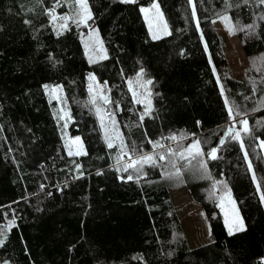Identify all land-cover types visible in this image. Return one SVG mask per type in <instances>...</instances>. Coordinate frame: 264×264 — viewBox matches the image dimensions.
Here are the masks:
<instances>
[{"label": "trees", "instance_id": "obj_1", "mask_svg": "<svg viewBox=\"0 0 264 264\" xmlns=\"http://www.w3.org/2000/svg\"><path fill=\"white\" fill-rule=\"evenodd\" d=\"M153 1L171 33L160 39L141 12ZM88 5L106 59L87 55L74 20L52 19L53 9L78 18L75 0H0V264H264V4ZM221 16L231 18L246 59L240 77L215 28ZM48 85L61 89L69 119ZM243 119L250 132L240 131L241 145L233 136ZM66 132L86 155L68 154ZM197 140L207 171L180 155ZM144 155L154 162L124 171ZM182 186L209 224L211 239L195 247L170 194ZM218 187L230 191L245 230L229 235Z\"/></svg>", "mask_w": 264, "mask_h": 264}, {"label": "rangeland", "instance_id": "obj_2", "mask_svg": "<svg viewBox=\"0 0 264 264\" xmlns=\"http://www.w3.org/2000/svg\"><path fill=\"white\" fill-rule=\"evenodd\" d=\"M154 3H157V2L153 1L147 6H142L141 9L142 8L151 9V6ZM77 9L79 10L78 5H77ZM154 11L155 10L150 11L148 13V16L152 17L154 15ZM142 15H143L144 20L146 22L147 29H148L150 35L152 36V30L149 27V20L145 18L144 12H142ZM64 16L72 17V19H69V20L75 21L76 26L78 27V29L82 35L84 49H85L87 55L89 57H93L95 59L99 58L102 55V53L100 52V46L101 45H100V43L97 42L96 36L98 35V32L95 28V25L89 20L86 23L81 21L79 16H78V18L76 17V19L74 18L73 15H64ZM163 19H164V17H163ZM164 21H165V19H164ZM65 22H67V21H65ZM63 24H65V23H63ZM153 28H155V21H153ZM215 28H216L218 35H220L222 40H223V49H224V52L227 56L229 67H230L233 75L235 77H240L243 73V68L246 65V59L242 53L241 44H240L237 36L235 34L230 33L226 24L221 19H218L215 22ZM168 30L170 32L169 27H168ZM94 33L96 35H94ZM160 35L162 36L163 34L160 33ZM98 39L100 41L99 35H98ZM47 88L49 90V95L51 96V98L56 99L58 102V106H59L60 112H61L60 116L63 117L65 120L69 119L68 110L63 107L62 102H61L62 93H61V89L59 88V86H57V85H50L49 86L48 85ZM53 90H57V91H53ZM57 96H59V99L56 98ZM242 129H243V125L241 124L239 132L243 131ZM64 137H65L66 145H67L68 151H69L70 142L72 140H74L76 137L70 136L67 132L64 134ZM262 141H264V139L259 141V145H260L262 154L264 156V146H262V144H261ZM195 142L196 141L189 142L184 147L183 152H184V156L190 157V159H192L193 165L195 164L196 168H201V164L198 165L199 163H201V161L199 159L200 156H196L195 158H193L192 156H189L187 151H186V149H188ZM71 147H72L73 151H75L77 146L71 145ZM128 160L131 161L132 159H128ZM228 192L229 191L222 189L220 187H218L215 191V194L217 196L216 204H217V207L219 208V210L221 211L224 224H225V211L229 212V219H231V217H232L231 205L228 203V199L226 196V193H228ZM170 194H171L176 213L178 215L181 227L184 231V234L186 236L188 244L191 247H195V246H198V245H201L203 243L208 242L211 239V235H210L209 224L206 220L202 205L200 203L196 202L192 198L188 189L185 186H182L180 188H171ZM222 196L225 197L223 209L220 207V203H221L220 197H222ZM230 196H231V199L234 200L231 193H230ZM235 207H236V205H235ZM225 226H226V224H225ZM226 228L228 230L227 226H226Z\"/></svg>", "mask_w": 264, "mask_h": 264}, {"label": "snow or ice", "instance_id": "obj_3", "mask_svg": "<svg viewBox=\"0 0 264 264\" xmlns=\"http://www.w3.org/2000/svg\"><path fill=\"white\" fill-rule=\"evenodd\" d=\"M124 2H135V0H124ZM260 2L262 4H264V0H260ZM75 3L76 5H78L79 7V12L77 13V15L80 17V20L83 21V22H87L88 20L92 19V14H91V10L89 8V5H88V0H75ZM152 10H155L154 11V15L152 17H149L148 16V13ZM142 12L145 13V18L149 20V27L150 29L152 30V38L153 39H160L161 38V35L160 33H162L163 35H170L171 33L169 32L168 30V25H167V22L164 21L163 19V13L160 11L159 9V4L158 3H154L152 6H151V9L149 8H142L141 9ZM193 11H195V6L193 5ZM50 15L52 16V19L55 21L57 19H61V20H64V21H68L69 19H72V17H69V16H63V17H57L55 15V12H54V9L50 11ZM228 27H229V31L231 32H235V26L233 24H231V18L228 17V16H221L219 17ZM153 21H155V28H153ZM197 24H199V21H197ZM249 28H251L252 26L249 25L247 26ZM61 28L63 29H66L67 28V23L65 24H62L61 25ZM60 34V33H58ZM94 35H96L94 33ZM97 38V42L100 43V52L103 53L105 52V50L103 49V46H102V42L99 41L98 39V35L96 36ZM101 59H106L107 56L106 55H102L100 57ZM92 62H95V61H92ZM139 76H142L143 75V70H141V73L138 74ZM91 79H95V77H91ZM130 85H131V81L129 82ZM152 81L151 80H148L146 81V84H151ZM47 87V86H45ZM53 91H57V90H53ZM221 91L223 92V86H221ZM135 95V93H134ZM57 99H59V96L56 97ZM104 100L106 103L109 102L108 100V97H104ZM226 102H227V99H226ZM93 103H95V100H93ZM137 103H144V101H141V100H137ZM233 112H234V109L233 107L229 106L228 107V113H229V116L232 118L234 124H235V119H236V116L233 115ZM235 113L236 115H240L241 113L239 112L238 109L235 110ZM151 114V101H148L147 102V105H146V108H145V113L144 115H150ZM144 115L141 116V119L144 118ZM113 124H115V121L113 120L112 121ZM240 123L243 125V132L245 133H249L250 132V128H249V125H248V120L247 119H243L240 121ZM234 124H233V127H230L227 131V134L228 135H232L233 133V129H234ZM171 139L175 140L177 139L176 136H172ZM233 139L235 140H241V136H240V132L237 131L235 132V135L233 136ZM122 145H123V142L121 141ZM224 143V140L222 139L221 140V144ZM262 146H264V141L261 142ZM71 145H76V150L73 151ZM241 145H243V142L241 140ZM112 142H111V139L109 138V143H108V147H112ZM157 146H161L159 144H157ZM171 151V150H170ZM187 153L189 156H192L193 158H195L196 156H202L203 153H202V150L200 148V142L197 140L195 143H193L188 149H186ZM68 154L70 156H80V155H86V152L83 150V145H82V142L80 141V138L79 137H76L74 140H72L70 142V145H69V151H68ZM181 157L184 156V153H180ZM245 155H247V153H245ZM209 156L211 159H217V149H212L211 152L209 153ZM160 159H164L163 156L160 157ZM149 162H154V157L152 155H144V156H141L139 157L138 159L136 160H133L130 164H127L124 166V171H128V169H135L137 172L140 171V168L137 167V165H141L144 164V163H149ZM249 166L251 167V163H249ZM79 167V166H78ZM201 167L205 169V171H207V165H206V162H202L201 163ZM180 172H179V169H177V172H176V175H179ZM128 180H132L133 179V176L132 175H129L127 177ZM137 179H139V177H137ZM216 184H219V183H223L222 181H216L215 182ZM214 187H215V184H214ZM257 187L259 188V184L257 185ZM226 196H227V199H228V203L231 205V213H232V217L231 219H229V212L228 211H225V224L226 226L228 227V233L229 235H232L235 232H238V231H243L245 230L244 228V224H243V220L242 218L239 216V210L235 207V201L231 199V196H230V191L228 193H226ZM261 199L262 201H264V193H261ZM220 200H221V203H220V207L223 209L224 208V201H225V197L222 196L220 197ZM3 240H0V245L3 244Z\"/></svg>", "mask_w": 264, "mask_h": 264}, {"label": "water", "instance_id": "obj_4", "mask_svg": "<svg viewBox=\"0 0 264 264\" xmlns=\"http://www.w3.org/2000/svg\"><path fill=\"white\" fill-rule=\"evenodd\" d=\"M233 130H234V129H233ZM227 131H228V130H226V131L224 132V134H223L221 140H222V139H223V140L225 139V137H226V135H227ZM220 142H221V141H220Z\"/></svg>", "mask_w": 264, "mask_h": 264}]
</instances>
